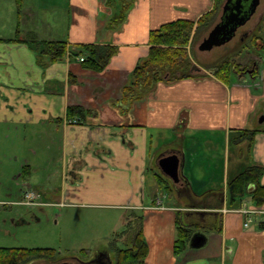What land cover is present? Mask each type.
<instances>
[{
    "label": "crops",
    "instance_id": "crops-1",
    "mask_svg": "<svg viewBox=\"0 0 264 264\" xmlns=\"http://www.w3.org/2000/svg\"><path fill=\"white\" fill-rule=\"evenodd\" d=\"M119 2L115 7L106 0L67 2L61 40L116 46L102 71L84 68L70 52L39 63L29 43L2 40L17 27L20 31L18 23L10 37L0 34V132L27 122L48 139L20 157L14 201L74 211L116 208L124 216L122 230L125 217L140 216L144 264H264V202L253 203L252 186L233 203L228 196L229 180L252 163L263 167L264 184V63L254 75L255 88L254 76L241 81L232 74L225 83L208 72L160 81L121 111L112 101L121 99L133 69L146 58L149 31L177 18L196 19L213 0H136L125 21L108 28ZM70 106L81 111L69 116ZM244 129H257L252 144ZM43 149L51 154L41 161L47 175L40 178L37 151ZM54 149L60 153L59 170L51 165ZM170 154L178 157L176 180L160 166ZM26 192L33 193V202H26ZM177 221L191 228V235L203 232L205 244L190 247V235L186 249L175 254ZM100 251L111 255L108 248ZM85 252L92 254L82 247L79 254L60 258L86 260Z\"/></svg>",
    "mask_w": 264,
    "mask_h": 264
},
{
    "label": "rangeland",
    "instance_id": "rangeland-1",
    "mask_svg": "<svg viewBox=\"0 0 264 264\" xmlns=\"http://www.w3.org/2000/svg\"><path fill=\"white\" fill-rule=\"evenodd\" d=\"M128 1L133 4L136 0ZM67 2L68 0H24L18 12L15 0H0V34L10 37L13 34L14 26L18 23L20 37L61 40L60 38L65 37L66 34L64 27L69 14L67 13ZM224 3L225 0H221L215 14L207 24L197 27L191 35L188 44L191 65L194 63L200 66L201 71L191 70L190 72L192 75L205 77L206 73L210 72V67L228 58L235 60L239 64L238 68L242 70L236 74L237 76L234 73L232 76L240 78L241 81L245 77L249 80L252 76V65L256 64L255 66L258 68V64L264 63V50L258 48L253 41L257 35L262 34L264 0H260L255 13L237 29L231 40L214 46L210 50H199V43L219 20ZM112 5L115 7L118 3L114 2ZM213 6L214 0L211 7L205 12L211 10ZM18 16L19 21H17ZM258 81L259 79L256 78L252 85L253 88L257 86ZM26 124L27 122L19 123L18 129L11 124L10 129L6 128L0 132V247H54L59 255L79 254V249L82 247L91 249L92 254L86 255L84 258H91L97 251L108 248L110 257L115 261V251L109 241L112 240V235L121 231L124 226V216L122 217L119 209L94 207L74 211L61 206H26L14 201L19 198L20 191L17 184L19 176L17 164L21 160L20 157L26 156L29 152L27 148H32L31 145L34 144V148L37 150L39 148L37 143L41 144L48 140L46 136L39 137L40 133H35V129L30 130L29 125ZM37 152H40L41 155L36 176L43 178L47 175V171L43 169L41 161L50 157L51 153L44 149ZM47 154L48 156H46ZM52 154L56 155V159L54 157L55 161H52L51 165L59 170L60 157H57L60 155L59 150L54 149ZM30 159L32 162L37 161V158L30 157ZM45 191L52 192V190L44 189L43 192ZM55 192L54 195H57V189ZM244 201L248 202L249 197ZM129 233L117 236L120 241L115 242L116 245L122 248L126 247L132 239V235ZM68 248H72L69 253L66 252ZM40 262L34 261L30 264H39ZM76 264L80 263L76 261Z\"/></svg>",
    "mask_w": 264,
    "mask_h": 264
},
{
    "label": "trees",
    "instance_id": "trees-1",
    "mask_svg": "<svg viewBox=\"0 0 264 264\" xmlns=\"http://www.w3.org/2000/svg\"><path fill=\"white\" fill-rule=\"evenodd\" d=\"M24 0H15L16 8L19 11ZM118 3V0H106L109 6ZM221 0H214L211 10L205 12L196 20L188 18H177L162 23L157 28L151 29L148 35L149 50L146 58L135 66L132 71L131 81L122 88V96L112 103L121 111H126L129 106L144 97L145 90L151 89L160 81L173 82L180 78L196 77L190 72L191 60L189 57L188 44L191 35L197 27L206 25L209 19L215 14ZM120 8L108 19L106 27L112 28L123 23L126 13L132 6L128 0H120ZM262 34L257 35L256 46L264 50V18ZM7 42L29 43L36 51L37 61L44 64V57L50 61H57L70 52L74 58L82 57L78 62L86 69L102 71L116 53V46L112 44L79 43L70 44L66 40H38L35 37H20L19 28H16L14 35L10 38L2 39ZM34 46H33V45ZM73 47V49H71ZM256 65V64H255ZM255 65H252L251 75L257 72ZM239 64L235 60L225 58L220 63L210 67V72L219 80L229 83L233 73H240ZM189 69V70H188ZM200 77V76H199ZM81 111L78 106H70L68 115L75 111ZM244 134L248 136L249 144H252L257 129H244ZM263 167L260 164H251L244 170L235 174L228 182L229 201L233 203L239 199L249 186L250 199L256 206H261L264 202V184L259 179L262 176ZM140 216L125 217V229L116 233L110 245L115 251V264H144L147 253V245L142 239L140 227ZM177 236L174 241V253L179 254L186 249L192 229L181 225L177 221ZM133 231V233H132ZM130 232V233H129ZM132 235L129 244L124 247H115L117 236ZM110 248V247H109ZM85 251V250H83ZM83 256H86L83 254ZM60 259L59 252L54 247H0V264H30L34 261L56 263Z\"/></svg>",
    "mask_w": 264,
    "mask_h": 264
},
{
    "label": "water",
    "instance_id": "water-1",
    "mask_svg": "<svg viewBox=\"0 0 264 264\" xmlns=\"http://www.w3.org/2000/svg\"><path fill=\"white\" fill-rule=\"evenodd\" d=\"M260 0H225L223 5L220 20L215 23L207 36L199 43L198 49L210 50L214 46H219L231 40L235 35L238 27L244 25L251 15L256 11ZM192 70H200V68L193 64ZM263 116L260 117V120ZM178 157L175 154L165 155L160 159V166L164 171L177 179ZM206 242V235L203 232L197 231L193 233L189 239V246L192 248H199ZM48 264V263H39ZM56 264H75L72 259H66Z\"/></svg>",
    "mask_w": 264,
    "mask_h": 264
},
{
    "label": "flooded vegetation",
    "instance_id": "flooded-vegetation-1",
    "mask_svg": "<svg viewBox=\"0 0 264 264\" xmlns=\"http://www.w3.org/2000/svg\"><path fill=\"white\" fill-rule=\"evenodd\" d=\"M78 257L80 256H76L75 258H72V260L74 262L78 261L80 264H115L114 261L109 257V254L105 251L104 252L98 251L93 256H91V258L87 260H81Z\"/></svg>",
    "mask_w": 264,
    "mask_h": 264
},
{
    "label": "built area",
    "instance_id": "built-area-1",
    "mask_svg": "<svg viewBox=\"0 0 264 264\" xmlns=\"http://www.w3.org/2000/svg\"><path fill=\"white\" fill-rule=\"evenodd\" d=\"M27 196H30L29 194H27Z\"/></svg>",
    "mask_w": 264,
    "mask_h": 264
}]
</instances>
